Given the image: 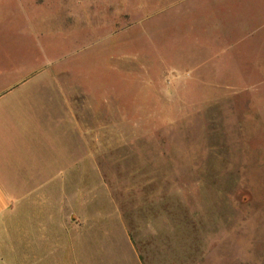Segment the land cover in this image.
Returning a JSON list of instances; mask_svg holds the SVG:
<instances>
[{"label": "rangeland", "instance_id": "1", "mask_svg": "<svg viewBox=\"0 0 264 264\" xmlns=\"http://www.w3.org/2000/svg\"><path fill=\"white\" fill-rule=\"evenodd\" d=\"M20 82L76 120L75 264H264V0H0Z\"/></svg>", "mask_w": 264, "mask_h": 264}, {"label": "crops", "instance_id": "2", "mask_svg": "<svg viewBox=\"0 0 264 264\" xmlns=\"http://www.w3.org/2000/svg\"><path fill=\"white\" fill-rule=\"evenodd\" d=\"M24 85L0 86V264H75L85 230L65 209L75 163L60 162L58 148L75 135L76 120L52 107L31 114L11 98Z\"/></svg>", "mask_w": 264, "mask_h": 264}]
</instances>
